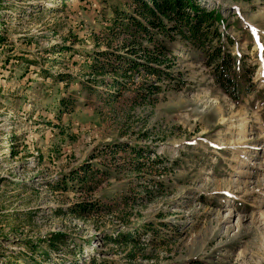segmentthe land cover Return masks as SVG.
<instances>
[{
    "label": "rangeland",
    "instance_id": "rangeland-1",
    "mask_svg": "<svg viewBox=\"0 0 264 264\" xmlns=\"http://www.w3.org/2000/svg\"><path fill=\"white\" fill-rule=\"evenodd\" d=\"M202 1L235 42V97L183 49L152 100L97 99L81 83L125 42L103 29L128 0H0V264H264V0ZM133 150L161 162L136 171ZM88 167L110 176L59 187Z\"/></svg>",
    "mask_w": 264,
    "mask_h": 264
},
{
    "label": "trees",
    "instance_id": "trees-1",
    "mask_svg": "<svg viewBox=\"0 0 264 264\" xmlns=\"http://www.w3.org/2000/svg\"><path fill=\"white\" fill-rule=\"evenodd\" d=\"M130 5L132 10H125ZM125 8H113L111 26L103 30L112 41L120 37L126 40L116 49L94 55L91 73L84 76L86 80L81 83L89 95L106 99L100 90L104 88L108 93L107 99L117 100L123 91H132L136 95L135 100L143 97V102L150 101L162 92L163 87L177 83V75L173 72L177 62L174 55L183 49L196 51L203 58L214 81L230 97H235L243 89L235 75V59L229 52V47L235 42L227 32V21L215 4L209 7L202 0H128ZM0 42L3 39L0 38ZM72 50L62 46L57 51L62 56ZM55 78L61 82L71 80L67 74H59ZM133 87L136 90H132ZM62 103L64 108L68 107L65 100ZM65 113L61 112L59 119ZM132 153L136 171H141L144 160L152 165L161 162L160 159L144 158L135 150ZM100 175L110 176L91 167L84 168L70 176L71 183L64 181L59 187L66 191L68 185H74L75 181L82 187ZM93 210L92 205L81 203L71 213L84 220L85 213ZM129 239L124 236L123 242L127 243ZM58 242H61L60 235H55L50 242L51 247ZM89 264H97V261L93 259Z\"/></svg>",
    "mask_w": 264,
    "mask_h": 264
}]
</instances>
